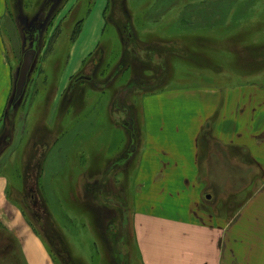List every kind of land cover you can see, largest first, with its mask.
Here are the masks:
<instances>
[{
    "label": "rangeland",
    "instance_id": "374dc122",
    "mask_svg": "<svg viewBox=\"0 0 264 264\" xmlns=\"http://www.w3.org/2000/svg\"><path fill=\"white\" fill-rule=\"evenodd\" d=\"M0 3L13 90L23 53L36 51L23 97L12 105L11 91L0 126V244L9 238L13 261L23 264L29 229L52 264H142L135 214L183 215L190 207L178 188L163 185L158 164H142L162 163L147 121L155 134L173 136L204 116L210 97L220 104L225 90L264 86V0H63L52 19L47 0ZM3 81L6 98V74ZM227 172L242 197L262 186L251 188L261 172ZM207 174H199L197 206L230 223L241 204L215 203ZM147 183L162 186L147 191Z\"/></svg>",
    "mask_w": 264,
    "mask_h": 264
},
{
    "label": "crops",
    "instance_id": "0c3cea01",
    "mask_svg": "<svg viewBox=\"0 0 264 264\" xmlns=\"http://www.w3.org/2000/svg\"><path fill=\"white\" fill-rule=\"evenodd\" d=\"M1 12L0 5V19ZM5 53L0 33L1 127L13 90L12 71ZM5 74L8 76L6 98ZM236 88L234 94L225 90L220 104L210 97L209 103L204 106V116L194 115L187 122L189 126L175 129L176 136L160 131V134H155L151 120L147 121L149 144L161 157L162 163L154 158V161L144 159L142 164L145 161L146 171L149 166L156 171L158 164L157 173H161L163 185L174 189L172 192L176 194L178 188L181 195L178 194L177 198L190 202V207L183 215L173 213L169 215L171 217L157 214L155 208L149 214H135L133 229L142 264H264V86L252 82ZM146 106L150 105L145 101ZM182 130L186 135L183 139L180 138ZM1 132L0 142L3 139ZM213 165L216 166L214 170ZM228 170L244 174L261 172V176L251 182V188L253 183L259 187L262 182V186L242 197L236 194L239 191L236 189L237 179L235 175L228 176ZM202 171L208 173L204 183L206 189H217L222 196H217L215 203L236 199L241 204L230 223L227 216L218 210L198 208L197 205L202 202L203 183L199 180ZM222 172L224 175H221ZM219 173V179L212 178V174ZM154 184L147 183L146 190ZM5 187V178L0 174L1 215L6 202ZM247 188L249 190L250 185ZM183 189H188L189 193L183 195ZM154 193L149 192V198ZM6 236L7 233L0 227V240L4 241ZM24 236L21 249L23 264H52L46 249L33 232L24 230ZM7 239L8 245L0 244V264H19L10 255L13 250L11 241Z\"/></svg>",
    "mask_w": 264,
    "mask_h": 264
},
{
    "label": "water",
    "instance_id": "95a60500",
    "mask_svg": "<svg viewBox=\"0 0 264 264\" xmlns=\"http://www.w3.org/2000/svg\"><path fill=\"white\" fill-rule=\"evenodd\" d=\"M35 56H36V52L34 50H28L22 56V61L14 85V96L12 100L13 104L18 102L24 94L25 87L27 85L28 76L34 64Z\"/></svg>",
    "mask_w": 264,
    "mask_h": 264
},
{
    "label": "flooded vegetation",
    "instance_id": "af4514ba",
    "mask_svg": "<svg viewBox=\"0 0 264 264\" xmlns=\"http://www.w3.org/2000/svg\"><path fill=\"white\" fill-rule=\"evenodd\" d=\"M50 4H49V7H48V9H50L51 11H50V14L46 17V19L47 18H49V19H52V17H53V15L54 14H56V12L58 11V10H60L61 9V3L63 2V0H53V3H51L52 2V0H47ZM54 13V14H53ZM19 20V22H21L22 24H25L26 22H27V19L26 18H23V17H21L20 16V18L18 19ZM35 40H37V37H36V39ZM29 50H33V49H29ZM28 51V50H27ZM35 51V50H34ZM26 52V51H25ZM36 52V51H35ZM93 72H95L94 70H93ZM83 78L84 79H91V78H89L88 76H82V77H80L79 79L80 80H83Z\"/></svg>",
    "mask_w": 264,
    "mask_h": 264
}]
</instances>
